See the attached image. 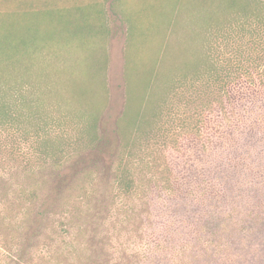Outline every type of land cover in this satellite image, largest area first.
Returning <instances> with one entry per match:
<instances>
[{"label": "rangeland", "instance_id": "374dc122", "mask_svg": "<svg viewBox=\"0 0 264 264\" xmlns=\"http://www.w3.org/2000/svg\"><path fill=\"white\" fill-rule=\"evenodd\" d=\"M185 1L192 11L186 18L187 34L199 25L200 32L208 30L198 37L200 50L225 71L240 60L241 71L252 75L257 69L256 39L248 30H242L238 38L237 29L223 33L226 2ZM3 2L14 4L17 12L6 16L9 9ZM175 2L0 1L1 95L14 111L12 119L0 126V169L4 173L12 169L13 174L5 176L6 184L29 186L34 193L27 198L35 201L42 198L57 172H76L68 179L69 188L60 197L63 206L57 211L75 216L72 225L80 227L77 240L82 246L92 237L97 217L104 221L98 233L106 243L125 248L142 245L149 228L156 227L160 233L165 226L173 227L179 210H204L213 174L220 175L211 166L210 139L223 132L216 123L223 122L225 105L212 104L203 66L194 72L192 67L178 65L176 43L185 34L180 30L183 25L171 37L168 60H159L162 42L156 32L160 27L153 30L151 26L170 16ZM201 6L205 10L200 11ZM148 29L144 50L135 58L140 62L127 72L126 54L140 49ZM223 55L231 64H223ZM131 59L135 60L130 55ZM156 61L155 83L143 95L149 65ZM247 78L245 82L231 78L226 84L236 89L251 84H246L251 76ZM76 82L85 90L82 97L74 94ZM129 85L130 114L138 111L134 122L118 133L116 121L129 101ZM236 94L232 103L240 96ZM94 114H98L95 135L88 128ZM96 135L107 143L98 144ZM248 165L256 167L258 162ZM117 177L123 180L118 182ZM82 256L83 260L76 258L72 249L63 264H81L86 254Z\"/></svg>", "mask_w": 264, "mask_h": 264}, {"label": "trees", "instance_id": "16d2710c", "mask_svg": "<svg viewBox=\"0 0 264 264\" xmlns=\"http://www.w3.org/2000/svg\"><path fill=\"white\" fill-rule=\"evenodd\" d=\"M223 1L226 2L223 9V33L237 29L238 38L242 30H248L256 39L257 57L254 65L257 69H254L252 75H249L248 70L241 71L243 65L240 60L236 61L235 68H227L225 71L223 66L218 67V63L207 52L200 50L202 46H197L198 37H204L208 30L205 27L200 32L199 25L197 31L192 30L193 35L192 31L187 34L189 26L186 18L192 11L185 0H176L170 16L165 15L161 23L156 22V26H151L153 30L160 27L156 35H159L162 44L157 51L162 53L159 60L164 63L170 55L171 37L178 25H183L180 30L185 34L178 37L176 43L175 58L178 65L189 70L192 67L194 72L203 66V76L210 81L212 104L220 102L225 105L223 122L216 123L219 128H223V132L212 135L210 139L211 166L220 175L213 174L211 188L207 193L208 206L193 213L189 209L179 210L180 217L176 218L173 227L165 226L160 233L156 227L149 228L147 239L142 245L138 243L128 248L106 243L104 236L101 238L98 233L104 221L97 217L95 225H98L92 229V237L82 246L77 240L80 227L72 225L75 216L62 215L57 211L63 206L60 197L69 188L68 179L76 172L68 175L57 172L54 182L48 185L42 198L35 201L29 196L27 198L28 194L34 193L29 186L6 184L5 176L12 175V169L6 173L0 169V264H63L62 259L70 258L72 249L75 250L76 258L80 257L81 260L82 254H86V260L81 264H264V151L261 149L264 147V0ZM13 6L6 4V9H9L6 16L11 17L17 12ZM200 8V11L205 10L204 6ZM149 30L140 41V49L130 50L126 54L127 72L135 67V62H140L135 58L141 56ZM6 46L11 44L7 42ZM192 49L195 51L189 52ZM130 55L135 60H128ZM226 59L223 55V64H231ZM157 62L149 65L143 95L155 83L153 79L157 74ZM201 75L199 72L198 76ZM249 76L252 79L246 84H251L236 89L226 84L231 78L244 81ZM74 84L77 86V82ZM1 87L0 84V126L9 122L14 115L11 103L8 105L4 95H1ZM234 92L240 96L232 103ZM84 93L81 86H74L76 96L82 97ZM127 96L129 101L116 121L118 133L134 122L138 111L130 114V85L127 87ZM239 100L241 104L237 105ZM229 107H234V111L233 108L227 111ZM97 117L98 114L92 115L88 126L93 131L98 126ZM97 138L98 144L107 143L101 135H96ZM217 148L221 149L217 151ZM243 150H246L244 154L237 155ZM255 161L258 162L256 167L248 165ZM117 178L118 182L123 180ZM48 232L53 235L50 234L49 241H45ZM62 233H65L64 237H61Z\"/></svg>", "mask_w": 264, "mask_h": 264}]
</instances>
